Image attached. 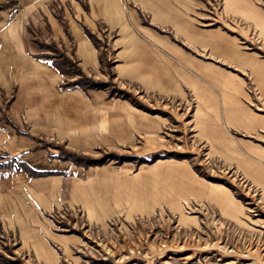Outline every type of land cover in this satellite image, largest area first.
I'll use <instances>...</instances> for the list:
<instances>
[{"label": "rangeland", "instance_id": "1", "mask_svg": "<svg viewBox=\"0 0 264 264\" xmlns=\"http://www.w3.org/2000/svg\"><path fill=\"white\" fill-rule=\"evenodd\" d=\"M64 12L96 59L32 35L74 101L68 130L39 122L34 165L0 164L48 206L0 229V264H264V0Z\"/></svg>", "mask_w": 264, "mask_h": 264}, {"label": "crops", "instance_id": "2", "mask_svg": "<svg viewBox=\"0 0 264 264\" xmlns=\"http://www.w3.org/2000/svg\"><path fill=\"white\" fill-rule=\"evenodd\" d=\"M66 2L0 0V164L17 160L34 165L42 158L37 149L39 122L49 123L51 118L56 130L69 128L74 98L60 89L61 74L32 38L52 42L67 55L70 37L75 56L86 64L95 62L85 24L65 14ZM54 3L62 9L63 20L53 14ZM21 181L20 173L0 167V229L21 227L23 213L38 218L39 210L48 208L46 192L25 185L23 193Z\"/></svg>", "mask_w": 264, "mask_h": 264}]
</instances>
